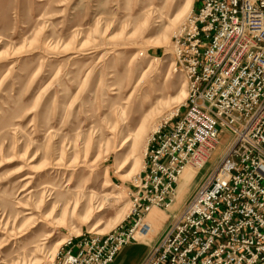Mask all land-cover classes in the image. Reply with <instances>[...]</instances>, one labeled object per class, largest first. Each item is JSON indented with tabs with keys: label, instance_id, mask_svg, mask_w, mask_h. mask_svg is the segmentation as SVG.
Returning a JSON list of instances; mask_svg holds the SVG:
<instances>
[{
	"label": "rangeland",
	"instance_id": "obj_1",
	"mask_svg": "<svg viewBox=\"0 0 264 264\" xmlns=\"http://www.w3.org/2000/svg\"><path fill=\"white\" fill-rule=\"evenodd\" d=\"M195 5V0H0V264L22 255L24 264H51L70 237L103 234L128 222L126 216L111 225L118 213L130 211L146 140L175 113L169 114L172 98L180 95L179 107L186 97L188 82L174 68L171 37ZM178 12L167 42L155 46ZM157 96L167 103L130 150L123 138ZM226 138L220 136L190 184L219 159ZM181 182L171 207L182 203V208L191 193L188 187L177 196ZM89 189L97 193L100 213L90 218L63 208L81 207ZM153 209L161 220L149 239L170 215ZM10 229L13 240L6 245Z\"/></svg>",
	"mask_w": 264,
	"mask_h": 264
},
{
	"label": "built area",
	"instance_id": "obj_2",
	"mask_svg": "<svg viewBox=\"0 0 264 264\" xmlns=\"http://www.w3.org/2000/svg\"><path fill=\"white\" fill-rule=\"evenodd\" d=\"M195 3L171 37L186 97L147 140L128 222L70 237L51 264H112L143 242L147 214L171 207L183 169L198 175L224 134L219 159L139 264L264 263V0Z\"/></svg>",
	"mask_w": 264,
	"mask_h": 264
},
{
	"label": "bare ground",
	"instance_id": "obj_3",
	"mask_svg": "<svg viewBox=\"0 0 264 264\" xmlns=\"http://www.w3.org/2000/svg\"><path fill=\"white\" fill-rule=\"evenodd\" d=\"M187 8H189V6L187 7V5L185 6V10H187ZM152 11V10H150ZM150 11H148V13H150ZM181 17V12H178L176 15H174L172 18H170L168 20V24L166 25V27L164 28L163 32L161 33V35H159V37L156 39H154L153 43L155 46H161V45H164V43L167 42V31L168 29L171 27V26H174V28L176 27L179 19ZM180 95L179 96H176V97H173L172 100L175 101L173 102L170 106H169V114L172 115L174 113V111L177 109L178 107V104L180 102ZM167 102L166 101H161V98H159L158 96L154 98V100H152L150 106L148 107V109L141 114L140 118H139V121L136 125V127L131 130L130 132H128L126 134V136L123 138V143H128V148L131 150L133 148L136 147L137 145V141L139 140L141 134L143 133V130L145 128V126H148V120H151V117H153L155 114L159 113V111L161 110V107L162 105L166 104ZM169 115V116H170ZM154 118V117H153ZM165 119V118H164ZM147 124V125H146ZM148 128V127H147ZM146 128V129H147ZM151 129V128H150ZM149 129V130H150ZM153 130V129H151ZM151 132V131H150ZM147 134V133H146ZM150 134V133H149ZM144 135V134H142ZM129 141H131V143H129ZM140 142V141H139ZM147 142V140H146ZM145 145V144H144ZM144 151V150H143ZM185 169V168H184ZM184 169L181 173V175H183L184 173ZM184 182H183V186L182 188L184 189L185 186H187V184L189 183L190 179H193V177L191 176V172H190V169L185 171L184 173ZM181 181V180H180ZM179 181V182H180ZM185 183V184H184ZM85 199V200H84ZM84 200L83 204H81V207H63L64 209L67 208L71 211H74L76 208L79 209V210H82L84 212V214L87 216V217H92L93 215H96L97 213H100L102 211V207L99 205V203L97 204L95 201L98 200L97 198V193L94 192V190L92 189H89L88 192H86L84 195H82V201ZM53 208V207H52ZM24 214H29V211L30 210L29 208H24ZM127 216V213L125 212H120L116 215V217L114 218V220L112 221L111 225H115L116 223H118L119 221H121L122 219H124L125 217ZM7 223L4 222V225ZM97 226V225H96ZM95 229V227L93 228ZM92 229V230H93ZM107 229V228H106ZM10 230H6L7 234L5 235V237L7 238V244L8 241L13 240V238L10 237ZM103 229H99V231H102ZM98 232V231H97ZM100 233V232H99ZM19 238L18 239H15L13 242H12V246L17 243H19ZM63 242H58V244H62ZM55 246L57 247V244L54 245V248ZM39 247L36 246L34 250H37ZM2 252L1 251V256L2 255ZM18 258V260H17ZM24 262H26L25 260V257L24 255H22L21 257H16L15 260H11L10 263H6V264H24Z\"/></svg>",
	"mask_w": 264,
	"mask_h": 264
},
{
	"label": "crops",
	"instance_id": "obj_4",
	"mask_svg": "<svg viewBox=\"0 0 264 264\" xmlns=\"http://www.w3.org/2000/svg\"><path fill=\"white\" fill-rule=\"evenodd\" d=\"M189 169H190V172H191V176L193 178H195L196 175H197L196 171H195L194 168H192L190 166H186L185 167L184 173H185V171H187ZM184 173H183V175H181L182 182H181L180 187L178 188L177 196L182 194L188 187H190L191 191H192V189L194 188V186L196 184V183L195 184L194 183L190 184L192 182V180H193V179H190L189 184H187V186H185L184 189H183L182 186H183V182H184V179H185ZM181 204H178L176 207H169L168 209H163V210L165 212L171 214V213L177 211L178 209H180L181 208L180 207ZM157 209H159V208H157ZM147 218L149 219V221H147ZM167 219H168V217H167ZM167 219L165 221H167ZM145 220L149 223V225L151 227V231H153L154 227L160 222L161 216L159 217L156 209H152L147 214ZM162 229H163V227H161V229L157 232V235L154 236L152 239H149V237H147L143 242L131 243V244L123 246L120 249V251L118 252V254L116 255V257H115L114 261L112 262V264H139L142 261L143 257L145 256L146 251L148 250L147 244H150L153 241L155 242L158 239V237L160 236V233H162V231H163ZM262 264H264V263H262Z\"/></svg>",
	"mask_w": 264,
	"mask_h": 264
}]
</instances>
